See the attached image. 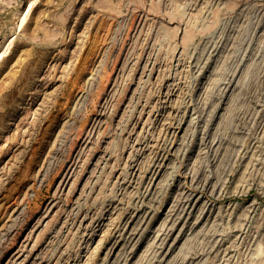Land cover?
Segmentation results:
<instances>
[{
    "label": "rangeland",
    "instance_id": "374dc122",
    "mask_svg": "<svg viewBox=\"0 0 264 264\" xmlns=\"http://www.w3.org/2000/svg\"><path fill=\"white\" fill-rule=\"evenodd\" d=\"M0 264H264V0H0Z\"/></svg>",
    "mask_w": 264,
    "mask_h": 264
}]
</instances>
